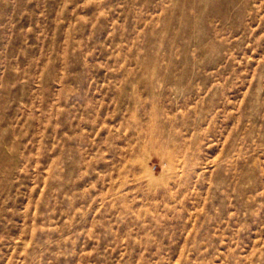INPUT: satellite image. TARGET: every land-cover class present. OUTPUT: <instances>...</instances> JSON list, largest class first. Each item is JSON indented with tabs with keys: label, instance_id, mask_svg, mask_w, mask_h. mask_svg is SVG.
<instances>
[{
	"label": "rangeland",
	"instance_id": "obj_1",
	"mask_svg": "<svg viewBox=\"0 0 264 264\" xmlns=\"http://www.w3.org/2000/svg\"><path fill=\"white\" fill-rule=\"evenodd\" d=\"M0 264H264V0H0Z\"/></svg>",
	"mask_w": 264,
	"mask_h": 264
}]
</instances>
